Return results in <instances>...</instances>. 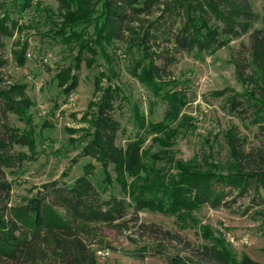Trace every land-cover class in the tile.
<instances>
[{
	"label": "trees",
	"instance_id": "trees-1",
	"mask_svg": "<svg viewBox=\"0 0 264 264\" xmlns=\"http://www.w3.org/2000/svg\"><path fill=\"white\" fill-rule=\"evenodd\" d=\"M16 1L20 11H26L35 0L12 3ZM58 4L59 21L50 18L54 26L50 35L78 48L75 67L56 75L66 94L78 87L74 68H80L86 53L91 55L90 64L99 53L108 59L106 47L126 38L129 47L139 52L131 75L168 107L161 121L136 114L138 132L119 146L121 125L115 104L121 89L98 85L102 95L90 103L94 111L82 118L90 123L83 154L101 164V184L93 181L95 165L90 162L72 184L46 183L34 195H24L22 204L12 205V178L37 154L35 103L26 84L9 83L2 73L7 63L1 55L4 40L12 37L18 23L11 20L10 26L8 14L0 17V264H98L99 224L119 232L136 226L156 243L152 254L159 256L166 254L160 240L183 243V238L159 225L139 223L142 210L175 216L186 227L189 221L200 224L195 211L205 205L231 208L244 198L253 206L264 204V31L252 30L251 0H58ZM5 5L2 1L0 8ZM243 34H249L251 50L236 68L239 80L253 88L229 95L227 104L231 113L242 120L250 118L257 126L260 144L247 149L244 139L229 130L231 158L227 164L221 165L211 154L201 160L177 158L176 140L191 117L183 113L187 94L168 79L170 67L182 53L213 54ZM27 49L24 43L14 51L18 66L25 65ZM12 115L28 127L12 125ZM115 181L124 197L106 196ZM201 230L208 243L199 248L187 243L190 256L167 255L169 264H263L247 254L239 257L210 226H201Z\"/></svg>",
	"mask_w": 264,
	"mask_h": 264
},
{
	"label": "rangeland",
	"instance_id": "rangeland-1",
	"mask_svg": "<svg viewBox=\"0 0 264 264\" xmlns=\"http://www.w3.org/2000/svg\"><path fill=\"white\" fill-rule=\"evenodd\" d=\"M2 1L6 5L0 8V17L8 14L10 26L11 20L18 23L12 37L4 40L5 48L1 55L7 63L2 73L9 83L27 85V93L35 103L32 114L37 139L35 159L26 162L12 178L11 204H22L24 195H34L44 184L55 180L72 184L83 175L84 165L90 162L95 165L92 179L100 185L104 178L101 164L83 154L90 123L82 118L94 111L95 106L90 108L89 105L99 101L102 95L97 86L106 88L112 84L121 89V97L115 104L116 117L121 125L117 136L119 146H125L138 132L136 114L147 120L161 121L168 105L131 75L130 69L139 52L136 47H129L126 38L106 47L108 59L99 53L90 64L88 59L91 55L86 53L80 68H74L79 77L78 87L71 94H66L58 85L56 75L62 69L75 67L78 48L67 46L60 38L50 35L54 29L50 18L59 21L58 0H35L26 11H20L17 1L12 3V0H0V7ZM251 1L255 13L252 30L264 31V0ZM156 15L157 8L153 17ZM89 32L93 33L92 27ZM24 43L28 44L27 53H32V59L27 58L21 67L16 64L14 51ZM250 48L251 38L249 34H243L232 38L228 45L213 54L182 53L170 67L168 79L175 80L174 88L187 94L188 104L183 113L191 117L190 125L176 140L174 150L177 158L201 160L211 154L221 165L227 164L231 158L227 142L229 130H235L238 137L244 139L247 149L260 144L257 126L250 118L242 120L231 113L227 104L229 95L253 88L251 83L243 84L239 80L236 68L237 63L248 59ZM249 72L247 70L246 74ZM10 121L17 127H28L14 115ZM46 122L50 125L43 126ZM150 144L151 140H148L146 146ZM24 150L29 152L27 148ZM111 174L116 177L112 168ZM111 194L124 197L116 181L106 196ZM195 215L200 224L189 221L184 227V223L175 216L140 211L139 223L159 225L183 238V243L160 240L158 243L166 246V254L159 256L152 254L156 243L136 226L119 232L99 224V240L102 242L95 245L98 264H169L167 255L180 253L190 256L187 243L192 248L208 243L201 226H210L216 236L222 235L227 241L228 236L249 237L250 245L235 248L228 243L239 257L247 254L264 264V204L253 206L249 198H244L231 208L202 206Z\"/></svg>",
	"mask_w": 264,
	"mask_h": 264
},
{
	"label": "built area",
	"instance_id": "built-area-1",
	"mask_svg": "<svg viewBox=\"0 0 264 264\" xmlns=\"http://www.w3.org/2000/svg\"><path fill=\"white\" fill-rule=\"evenodd\" d=\"M27 58L32 59V53L31 52L27 53ZM43 60L46 62L47 58H45ZM227 238H228V241L230 242V244L235 248L245 246V245H250L252 243L250 238L247 236H243L241 238H235L233 236H228Z\"/></svg>",
	"mask_w": 264,
	"mask_h": 264
}]
</instances>
